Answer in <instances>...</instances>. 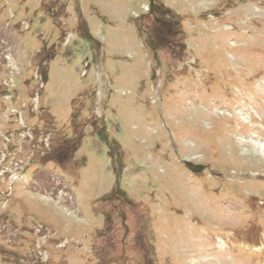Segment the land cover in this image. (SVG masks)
I'll use <instances>...</instances> for the list:
<instances>
[{
  "label": "rangeland",
  "instance_id": "1",
  "mask_svg": "<svg viewBox=\"0 0 264 264\" xmlns=\"http://www.w3.org/2000/svg\"><path fill=\"white\" fill-rule=\"evenodd\" d=\"M150 3L0 0V264H264V0Z\"/></svg>",
  "mask_w": 264,
  "mask_h": 264
},
{
  "label": "water",
  "instance_id": "2",
  "mask_svg": "<svg viewBox=\"0 0 264 264\" xmlns=\"http://www.w3.org/2000/svg\"><path fill=\"white\" fill-rule=\"evenodd\" d=\"M186 164L193 170H200V169L203 168V166H196V165H194L193 163H191L189 161H187Z\"/></svg>",
  "mask_w": 264,
  "mask_h": 264
},
{
  "label": "flooded vegetation",
  "instance_id": "3",
  "mask_svg": "<svg viewBox=\"0 0 264 264\" xmlns=\"http://www.w3.org/2000/svg\"><path fill=\"white\" fill-rule=\"evenodd\" d=\"M154 3L152 4V7H153Z\"/></svg>",
  "mask_w": 264,
  "mask_h": 264
}]
</instances>
